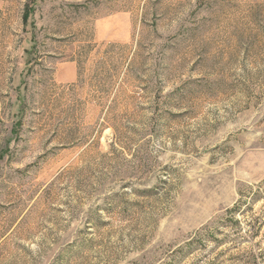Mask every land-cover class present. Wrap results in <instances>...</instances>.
Segmentation results:
<instances>
[{"label":"rangeland","instance_id":"374dc122","mask_svg":"<svg viewBox=\"0 0 264 264\" xmlns=\"http://www.w3.org/2000/svg\"><path fill=\"white\" fill-rule=\"evenodd\" d=\"M0 264H264V0H0Z\"/></svg>","mask_w":264,"mask_h":264}]
</instances>
